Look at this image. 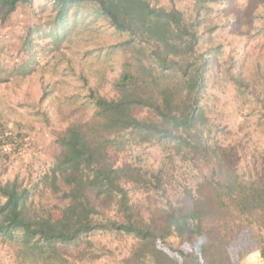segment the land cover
Returning a JSON list of instances; mask_svg holds the SVG:
<instances>
[{
  "label": "rangeland",
  "instance_id": "374dc122",
  "mask_svg": "<svg viewBox=\"0 0 264 264\" xmlns=\"http://www.w3.org/2000/svg\"><path fill=\"white\" fill-rule=\"evenodd\" d=\"M148 1L156 8L182 12L186 25L196 31L197 54L213 59L199 105L207 120L204 136L221 157L224 170L244 181L256 173L264 175V0ZM52 7L46 0H31L6 21L0 20V62L8 77L0 83V135L5 137L0 141L7 143L0 148V181H17L32 191L36 209L57 217L58 210L52 209L56 202L32 188L60 154L57 140L65 129L91 118L94 98L117 97L114 85L133 55L120 46L125 37L103 19L69 26L57 44L50 36L39 38L36 29L49 33ZM26 38L33 41L29 48ZM143 47L141 65L150 67L151 47ZM233 78L244 86L238 88ZM148 116L144 109L137 114L139 119ZM123 165L138 167L147 178H160L156 190L128 187L142 213L176 205L211 176L200 158H184L172 144L155 140L130 144L117 153L116 166ZM242 202L245 219L215 224L205 233L193 217L182 219L171 227L175 232L166 244L158 245L159 258L148 264H264V191L247 193ZM87 239L102 256L82 264H120L134 243L111 233ZM211 240L221 243L230 261H219L205 250ZM80 250L66 249L70 256ZM0 264H18L12 243L0 241Z\"/></svg>",
  "mask_w": 264,
  "mask_h": 264
},
{
  "label": "trees",
  "instance_id": "16d2710c",
  "mask_svg": "<svg viewBox=\"0 0 264 264\" xmlns=\"http://www.w3.org/2000/svg\"><path fill=\"white\" fill-rule=\"evenodd\" d=\"M52 3L48 34L40 37L61 42L69 26L80 21L103 19L125 39L120 46L132 53L114 85L117 97L93 100L94 112L85 122L69 125L58 138L60 154L32 190L48 195L56 203L41 213L32 191L17 181H0V241L14 245L18 264H82L102 256L87 238L95 233H111L132 239L133 246L120 264H148L159 258L158 245L187 216L197 220L205 233L215 224L243 220L247 214L242 198L264 191V175L244 181L223 168L221 157L204 136L206 117L200 107L205 74L213 64L211 56L197 54L196 31L187 26L182 12L156 8L148 0H46ZM31 0H0V20L6 21L19 5ZM33 41L26 38L24 45ZM143 45L153 64L141 65ZM0 62V83L6 82ZM240 88V79H232ZM149 116L139 119V110ZM1 134V132H0ZM5 138V137H2ZM0 135V140L2 139ZM153 140L172 144L184 158L196 156L210 169L196 191L185 193L176 205L147 209L132 202L131 189L145 192L160 188V178H147L138 167L116 166V155L130 144ZM7 143L0 141V148ZM108 214L119 217L113 220ZM69 247H81L76 256ZM219 261H230V254L217 240L204 245Z\"/></svg>",
  "mask_w": 264,
  "mask_h": 264
}]
</instances>
